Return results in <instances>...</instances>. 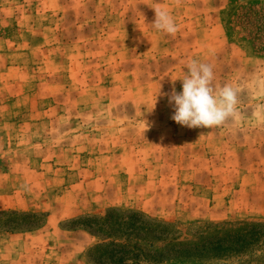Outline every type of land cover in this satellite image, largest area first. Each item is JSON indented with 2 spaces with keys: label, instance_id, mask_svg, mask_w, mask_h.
Returning <instances> with one entry per match:
<instances>
[{
  "label": "rangeland",
  "instance_id": "rangeland-1",
  "mask_svg": "<svg viewBox=\"0 0 264 264\" xmlns=\"http://www.w3.org/2000/svg\"><path fill=\"white\" fill-rule=\"evenodd\" d=\"M157 5L173 16L175 35L152 26ZM192 59L212 65L214 88L231 85L237 91L235 118L191 129L170 118L174 110L159 90L182 91L180 79ZM1 107L0 151L10 156H0V195L23 189V198L41 206L60 192L58 184L55 191L25 180L14 189L9 168L23 176L39 160L31 137L38 149L58 151L69 137H90L89 145L76 140V148L93 155L124 148L118 139L123 137L129 162L153 168V180L166 176L168 196L179 186L176 194L183 200L176 214L166 207L123 211L174 224L184 234L195 224L264 223V149L258 153L243 145L240 152L238 146L242 137H258V146L264 137V0H0ZM15 137L29 138L17 148ZM209 137L215 138L206 147ZM255 155L259 159L251 165ZM218 192L221 202L213 210ZM25 208L26 202L20 210L0 211V264H9L15 247L26 253L20 235L50 225V214ZM78 218L59 228L79 229ZM100 243L98 238L95 246Z\"/></svg>",
  "mask_w": 264,
  "mask_h": 264
},
{
  "label": "crops",
  "instance_id": "crops-1",
  "mask_svg": "<svg viewBox=\"0 0 264 264\" xmlns=\"http://www.w3.org/2000/svg\"><path fill=\"white\" fill-rule=\"evenodd\" d=\"M2 110L3 107L0 108V111ZM3 117L4 114H0V118ZM4 123L2 120L0 125ZM25 138L29 137H15L14 144L17 148H21L22 141ZM213 138L215 137L207 138L204 145L209 146L210 139L214 140ZM79 139H82L79 143L82 145H89L92 142L90 137H69V144L64 145L62 150L58 151L53 147L38 149L34 137H31L32 148H35V151L40 150L39 153H36V158L39 160L34 164L31 163L23 176L17 170H12L14 166L9 168V174L13 175V181L15 182L14 189H18L20 183L24 180V184L34 183L33 188L39 182L46 183L48 190L58 191L57 184L61 187L60 192L55 194L52 201L51 198L46 199L45 202H40L41 206L32 204L30 197L23 198L22 193H20L23 189L14 192V196L0 195V211L20 210L26 202L25 211L37 207L36 211L50 214V225L41 230L20 235L22 242L24 238L26 253L15 247L9 264H89L87 252L95 246L98 238L82 228L72 231L62 230L59 228L60 223L86 215H102L106 210L113 208H130L152 213L156 211L155 209L163 212L166 207L168 213L176 214L179 210L178 206L180 207L183 203V200L177 197L176 194L180 189L179 186L174 190L173 195L168 196V193H171V189H168L171 187L168 186H171V184H166V176H163L161 180H158V178L153 180L154 177L150 175L153 168L148 167L150 169L146 171L139 164L133 166L129 162L131 152L127 151L128 142L123 137H118V139L123 141L122 147L124 148L98 151L94 155V152H90L88 148L86 150L76 148L78 145L76 140ZM260 139L262 142L258 146L256 144L258 137H242L238 145L240 147L239 151L245 152L246 149L243 148V145H245L249 146L250 149L256 148L254 151L258 153L263 152L264 137H260ZM150 142L151 140H148L147 144H150ZM160 144H165L164 140ZM229 144H231L230 147L234 145L230 140ZM172 145L175 146V143ZM206 147L205 150L210 152ZM177 151L178 146L171 153L175 155ZM12 152L19 155L22 150H12ZM0 154H2L0 156H10L8 152L3 155V152L0 151ZM34 156L35 153L31 155V157ZM89 156L92 160H87ZM258 159V155L252 156L250 159L251 165H254L253 163H256ZM17 168L20 169L19 166ZM247 172L254 174L255 171L247 170ZM2 183H4V177L0 175V189L3 188ZM172 197H174V200H172ZM212 202V209L218 210L217 206L221 202L219 192L218 195H213ZM215 202H217V205H214ZM49 228L52 230L50 233ZM39 241L42 244L44 242V245L39 246ZM35 242H37V245ZM39 247L43 249L42 253L39 252ZM2 253L0 252V255Z\"/></svg>",
  "mask_w": 264,
  "mask_h": 264
},
{
  "label": "trees",
  "instance_id": "trees-1",
  "mask_svg": "<svg viewBox=\"0 0 264 264\" xmlns=\"http://www.w3.org/2000/svg\"><path fill=\"white\" fill-rule=\"evenodd\" d=\"M74 221L102 240L88 250L89 264H264V223L195 224L184 234L174 224L119 208Z\"/></svg>",
  "mask_w": 264,
  "mask_h": 264
},
{
  "label": "clouds",
  "instance_id": "clouds-1",
  "mask_svg": "<svg viewBox=\"0 0 264 264\" xmlns=\"http://www.w3.org/2000/svg\"><path fill=\"white\" fill-rule=\"evenodd\" d=\"M152 9L155 12L152 26L157 31L175 35L178 26L170 12L160 5ZM186 68L187 72L180 79L182 91L177 92L175 86L170 93H160L159 90V95L166 96L168 104L174 110L170 117L173 121L190 129L212 128L237 116V91L231 85L213 87L214 73L211 64L192 59ZM147 127L146 125V129Z\"/></svg>",
  "mask_w": 264,
  "mask_h": 264
}]
</instances>
